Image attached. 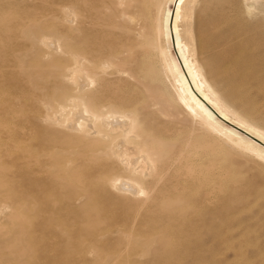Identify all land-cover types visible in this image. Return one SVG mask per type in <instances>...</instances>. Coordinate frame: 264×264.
Here are the masks:
<instances>
[{"label":"rangeland","instance_id":"rangeland-1","mask_svg":"<svg viewBox=\"0 0 264 264\" xmlns=\"http://www.w3.org/2000/svg\"><path fill=\"white\" fill-rule=\"evenodd\" d=\"M114 1L102 0L95 26L91 17L78 14L79 0H0V125L11 110L2 133L10 142L39 131L32 146L47 139L51 147L50 155L40 161L46 166L42 169L36 162L39 153L28 151L17 158L2 157L0 152V264H264V199L255 203L241 195L244 178L236 166L212 172L216 178L211 201L196 197L194 207L183 209L180 217L170 216L175 212L172 206L163 218L151 217L145 206L135 214L129 193L108 195L99 189L95 172L107 159L94 156L93 150L104 142L68 127L67 120L79 110L72 99L87 105L91 92L114 106L117 82L123 98H128L129 86L107 73L92 91L79 93L59 69L69 62L67 51H74L91 27L96 31L92 29L90 37L101 39L103 52L112 50ZM68 7L74 15L66 16ZM183 29L205 35L202 57L211 61V80L218 93L264 129V98L253 79H264V0H200ZM32 34L48 35L59 41L60 48L55 45L48 52L35 44ZM186 38L192 45L191 37ZM227 51L235 58L228 60ZM232 67H240L245 75L242 85H228ZM40 96L62 105L65 114L51 106L45 112L55 115L50 117L53 122L20 121L21 102L31 97L35 110ZM79 153L86 160L76 164ZM122 166L118 174L128 179L129 166ZM114 168L112 163L107 169ZM123 216H130L129 224L147 223L127 240L118 224Z\"/></svg>","mask_w":264,"mask_h":264},{"label":"bare ground","instance_id":"bare-ground-1","mask_svg":"<svg viewBox=\"0 0 264 264\" xmlns=\"http://www.w3.org/2000/svg\"><path fill=\"white\" fill-rule=\"evenodd\" d=\"M199 2L115 0L117 19L112 50L103 52L101 39L90 37L92 29L96 31L91 27L84 40L72 47L74 51H67L69 62L59 69L61 77L72 82L79 93L92 91L107 73L115 75L118 80L124 79L129 86V99L123 98L120 95L122 86L117 82L120 90L115 99L117 104H112L114 106L91 92L87 105L72 99L79 110L67 121L71 129L76 128L88 137H101L104 145L93 150L94 156L107 159L95 172L101 184L99 189L108 195L129 193V203L135 214L145 206L146 211L153 214L151 217L163 218L172 206L175 212L170 216L180 217L183 209L194 207L196 197L211 201L216 178L212 179V172L233 166L244 178L241 180L244 187L241 195H248L255 203L264 199V129L243 117L218 93L211 80V61L202 57L205 35L183 29ZM79 4L80 17H91V23L97 26L95 16L100 14L102 0H79ZM71 13L69 8L66 16ZM186 35L193 40L192 45ZM47 36L32 34L30 38H35V44L48 52L56 46L60 48L59 41L50 40ZM227 54L228 60L235 58L232 51H227ZM229 70L234 72L228 78V85H242L245 75L240 74V67ZM253 79L264 98V79L257 76ZM39 98L35 110L30 107L34 103L31 97L21 102L17 113L20 121L53 122L50 117L55 115L49 116L45 112L51 106L60 115L65 114L62 105L47 100L46 96ZM10 111L1 119V156L20 158L31 151L40 154L36 159L37 166L40 169L46 167L45 164L42 167L41 162L51 153V147L47 146L50 141L46 139L36 147L31 142L41 132L23 133L10 142L2 133ZM119 134L123 136L117 140ZM125 137H129V147ZM5 146L7 150L3 148ZM220 155L228 157L220 158ZM78 156L76 164L86 160L83 153ZM112 163L115 168L107 169ZM122 165L129 166L128 179L118 174ZM201 172L203 175L199 176ZM129 217L123 216L118 223L122 227V236L127 240L133 237V233L140 234L147 223L135 220L129 224ZM156 230L159 229L152 231Z\"/></svg>","mask_w":264,"mask_h":264}]
</instances>
